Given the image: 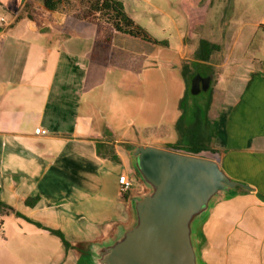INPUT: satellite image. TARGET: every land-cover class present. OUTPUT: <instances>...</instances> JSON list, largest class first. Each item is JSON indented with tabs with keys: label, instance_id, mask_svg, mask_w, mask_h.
<instances>
[{
	"label": "crops",
	"instance_id": "obj_1",
	"mask_svg": "<svg viewBox=\"0 0 264 264\" xmlns=\"http://www.w3.org/2000/svg\"><path fill=\"white\" fill-rule=\"evenodd\" d=\"M117 1L134 25L141 16L163 34L134 38L43 0H0V203L12 210L0 209V264H90L91 246L130 225L144 188L131 149L173 150L188 63L211 67L205 132L225 175L245 186L197 224L199 262L264 264V55L219 56L224 44L209 26L206 42L218 49L199 59L204 40L183 35L182 19L195 31L206 9L216 24L219 0ZM230 1L264 37V0ZM120 176L132 185L124 195Z\"/></svg>",
	"mask_w": 264,
	"mask_h": 264
},
{
	"label": "water",
	"instance_id": "obj_2",
	"mask_svg": "<svg viewBox=\"0 0 264 264\" xmlns=\"http://www.w3.org/2000/svg\"><path fill=\"white\" fill-rule=\"evenodd\" d=\"M209 84V77L195 75L189 92L196 96ZM131 161L147 192L131 201L129 226L89 248L90 264H200L197 224L214 200L243 185L230 180L218 161L199 155L135 145Z\"/></svg>",
	"mask_w": 264,
	"mask_h": 264
},
{
	"label": "trees",
	"instance_id": "obj_3",
	"mask_svg": "<svg viewBox=\"0 0 264 264\" xmlns=\"http://www.w3.org/2000/svg\"><path fill=\"white\" fill-rule=\"evenodd\" d=\"M78 9L73 10V3L70 0H43V5L49 10L64 9L69 10L76 18L86 19L95 22L98 26L107 25L114 32L125 34L134 38L144 39L133 22L125 15L123 5L117 0H76ZM100 30V28H99ZM218 49L206 41H200L198 46V57L201 61H206L207 57ZM191 63L184 64L182 67V77L186 82L189 73H191ZM197 73H192V77ZM190 88V87H189ZM189 88L185 89L183 97L178 104L180 112L179 118L175 124L177 142L172 147L175 151H183L191 155H199L203 152H211V137L205 132L206 114L211 105L209 97L204 105L192 102L188 104V97L191 96ZM138 180L137 175L135 174ZM243 189V186H236L235 190ZM146 190L143 188L141 194ZM128 199V197H125ZM0 209L12 211L0 203ZM53 235L59 237L63 245L67 248L69 244L64 241L62 236L54 231Z\"/></svg>",
	"mask_w": 264,
	"mask_h": 264
},
{
	"label": "rangeland",
	"instance_id": "obj_4",
	"mask_svg": "<svg viewBox=\"0 0 264 264\" xmlns=\"http://www.w3.org/2000/svg\"><path fill=\"white\" fill-rule=\"evenodd\" d=\"M150 1L152 4L157 5L156 4L157 0H150ZM70 2L73 3L72 4L73 10L78 9V2H76V0H70ZM177 2H178V0H177ZM219 2H220V4H218L217 8L214 9V11L217 10L219 12L218 15L216 16L217 20H218V22H215L216 24H214V23L212 24V22H210L209 19L211 18V15H209L207 10L204 9L202 11V14L200 17H201V19L207 18V21L205 20L203 22V24L201 26H199L197 28V30L194 31V28L191 29L189 22H186L185 20L182 19V22H181L182 32L181 33L183 35L189 36V38L195 42H197V38L204 40V41H209L208 39H210V37H209L210 32H207L206 28L209 26H212L216 30L213 33L218 35V38L222 39V42L224 44V46L221 48V52H220L219 56L223 57L231 49L234 51L235 54H239V56L246 55L247 59L254 56V55H257L258 50L260 53H262L264 55V48L257 47L259 45L260 40L264 39L262 32L260 30L258 31V29L250 27L247 24L250 22V20H249L250 15H247L249 11L247 12L246 15H244V16H242V18H240V17L236 16V13H237L236 8L238 9L237 4L232 6V2L230 0H219ZM179 4H181V6L186 5L184 0H181L179 2ZM232 7L235 8V12H234L235 15H233V16H231V14H230ZM262 8H264V7L262 6ZM256 11H257V9H256ZM256 11L252 12V14L258 13ZM262 12H263V10H262ZM256 15H258V14H255V18L260 17V15H258L257 17H256ZM133 17L137 21V23H139L138 25H135L134 27L136 28V30L141 35L147 36V33H148L150 35H155L156 37H160V35L163 34V32L153 31V30L151 31L149 29H146L141 16L135 15ZM155 18H157V17H155ZM255 22H256V20H255ZM164 26H167V25H164ZM253 36H256V41L254 43H252L251 45H249L248 42H249L250 38ZM215 65H220V62H217ZM192 73H197V75L206 77L207 75H211L212 72H211L210 66L208 67L206 65L196 64V63L193 64L191 66V73H189L186 82H184V89H187L190 87V81L192 79ZM211 88H212V84H210V86L206 92H200L196 96H192V95L189 96L188 100H187L188 104H191L192 102H196V103H199L200 105H204L210 96ZM180 152L184 153L183 151H180ZM199 156H203L205 158L212 159V160L217 159V157L213 151L203 152V153L199 154ZM137 188L139 190H141L140 186H138ZM146 192H147V190H146ZM146 192H144V193H146Z\"/></svg>",
	"mask_w": 264,
	"mask_h": 264
},
{
	"label": "built area",
	"instance_id": "obj_5",
	"mask_svg": "<svg viewBox=\"0 0 264 264\" xmlns=\"http://www.w3.org/2000/svg\"><path fill=\"white\" fill-rule=\"evenodd\" d=\"M8 25V21L4 17H0V27H5ZM47 134L46 130L37 128L34 130V135L36 136H45ZM131 182L126 176H120L118 178V187H119V193L121 195L126 194L130 188H131Z\"/></svg>",
	"mask_w": 264,
	"mask_h": 264
},
{
	"label": "flooded vegetation",
	"instance_id": "obj_6",
	"mask_svg": "<svg viewBox=\"0 0 264 264\" xmlns=\"http://www.w3.org/2000/svg\"><path fill=\"white\" fill-rule=\"evenodd\" d=\"M193 77H194V76H193ZM193 77H192V78H193ZM201 77H202V78H205V77H203V76H201Z\"/></svg>",
	"mask_w": 264,
	"mask_h": 264
}]
</instances>
